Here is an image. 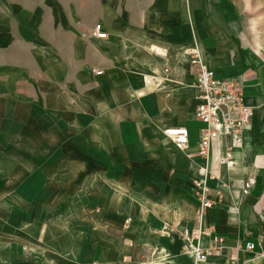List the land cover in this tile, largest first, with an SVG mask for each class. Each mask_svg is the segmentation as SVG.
Instances as JSON below:
<instances>
[{
    "label": "crops",
    "instance_id": "0c3cea01",
    "mask_svg": "<svg viewBox=\"0 0 264 264\" xmlns=\"http://www.w3.org/2000/svg\"><path fill=\"white\" fill-rule=\"evenodd\" d=\"M14 6L25 23L16 21V35L8 34L4 43L0 38V49H23L31 68L19 63V79L44 81L48 89L42 92L54 98L57 113L81 121L78 131H66L56 118L57 133H71L67 143L104 144L112 136L126 139L131 129L127 157L137 170L126 175L148 177L137 178L135 189L118 183L113 203L88 204L92 245L85 261L227 264L236 253L243 264H264V54L247 35L264 30V0H16ZM95 24L102 25L106 39L93 37ZM192 49L216 78H242L244 103L253 116L229 161L221 160L227 137L212 144L207 158L198 154L204 124L194 118L199 91L186 55ZM81 70L90 72L93 86L60 87L64 80H78ZM161 92L167 94L162 109ZM172 127L188 132L182 149L164 132ZM84 134L88 139H80ZM201 168L208 171L214 205L204 216L208 233L194 243L206 248L213 237L222 238L220 253L204 261L184 252L179 236L167 232L172 225H193L198 203L192 181L202 178ZM37 217L31 216L33 222ZM245 243L254 248L246 250ZM34 246L28 240L25 247ZM8 249L15 255V243Z\"/></svg>",
    "mask_w": 264,
    "mask_h": 264
},
{
    "label": "rangeland",
    "instance_id": "374dc122",
    "mask_svg": "<svg viewBox=\"0 0 264 264\" xmlns=\"http://www.w3.org/2000/svg\"><path fill=\"white\" fill-rule=\"evenodd\" d=\"M15 2L0 0L3 43L8 34L16 35V21L20 27L25 23ZM247 35L261 44L258 50L264 54V30ZM18 50L0 49V260L3 264L14 260L16 264H93L85 261L92 245L87 235L88 204L113 203L111 199L120 195L115 190L119 184L135 189L137 178L148 177L126 175L137 170L135 161L127 157L131 129L124 140L112 136V142L104 144L67 143L71 133L66 131L77 130L81 121L57 113L54 98L42 92L48 89L44 81L19 79V63L31 67L23 49L19 55ZM190 51L194 49L186 50L193 75ZM81 72L78 80H64L60 87L79 82L93 86L90 72ZM193 86L197 89L196 82ZM166 97L161 92L160 103L156 98L161 109L166 107ZM56 118L68 126L63 136L57 133ZM31 216L39 217L33 222ZM28 240L35 244L33 251L25 247ZM9 243H15V255L9 254Z\"/></svg>",
    "mask_w": 264,
    "mask_h": 264
},
{
    "label": "built area",
    "instance_id": "2783aa9c",
    "mask_svg": "<svg viewBox=\"0 0 264 264\" xmlns=\"http://www.w3.org/2000/svg\"><path fill=\"white\" fill-rule=\"evenodd\" d=\"M94 38L104 40L107 34L101 24H95L92 29ZM191 65L196 77V85L199 91L198 104L194 110V118L202 122L204 127L198 133V154L207 158L210 155L212 144L222 137L230 140L222 161H229L231 149L240 147L243 133L249 128L253 116L252 109L244 103L243 82L239 76L216 78L213 71L208 70L201 63L197 52L190 51ZM97 76L101 71H96ZM165 134L171 139L177 149H182L188 143V132L184 127H172L165 130ZM201 179L193 180V194L198 207L195 212L191 228H178V225L169 227V233H175L183 241V251L191 250L198 261H204L210 255L219 254L222 249V238L213 237L212 245L206 248L198 245L199 239L205 236L209 227L204 225V216L208 209L214 205L210 198V190L207 186L206 168H201ZM194 241H198L197 244ZM246 250L254 248L253 243H245ZM227 264H243L236 253L232 254Z\"/></svg>",
    "mask_w": 264,
    "mask_h": 264
}]
</instances>
